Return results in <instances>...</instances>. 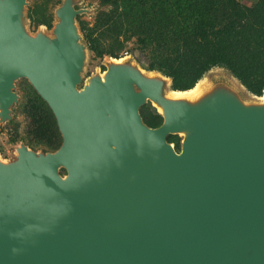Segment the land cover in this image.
<instances>
[{
  "label": "water",
  "instance_id": "1",
  "mask_svg": "<svg viewBox=\"0 0 264 264\" xmlns=\"http://www.w3.org/2000/svg\"><path fill=\"white\" fill-rule=\"evenodd\" d=\"M82 1L32 31L28 0H0V125L26 79L62 138L0 155V264H264V92L223 66L174 90L133 54L85 78Z\"/></svg>",
  "mask_w": 264,
  "mask_h": 264
},
{
  "label": "trees",
  "instance_id": "2",
  "mask_svg": "<svg viewBox=\"0 0 264 264\" xmlns=\"http://www.w3.org/2000/svg\"><path fill=\"white\" fill-rule=\"evenodd\" d=\"M148 1L152 12L143 15L150 17L149 21L145 25L142 21L133 31L139 36L143 50H147L146 60L137 58L147 69L171 77L173 89L184 91L193 88L211 68L223 66L251 93L263 94L264 0L254 5L240 0H142L133 7L126 0L122 8L127 14L132 13V18ZM101 2L115 4L114 0ZM164 12L166 17L161 16ZM82 29L86 30L85 24ZM85 36L96 58L115 54L113 48H101L93 30H88ZM40 100L46 105V117L52 126L48 144L58 149L62 138L56 119ZM143 118L151 127H158L163 121L157 111ZM169 140L179 148V137L170 136Z\"/></svg>",
  "mask_w": 264,
  "mask_h": 264
},
{
  "label": "rangeland",
  "instance_id": "3",
  "mask_svg": "<svg viewBox=\"0 0 264 264\" xmlns=\"http://www.w3.org/2000/svg\"><path fill=\"white\" fill-rule=\"evenodd\" d=\"M61 0H28V16L30 18L31 30L36 31L38 27L45 26L50 30L54 22V9ZM115 4H103L101 0H83L77 8H86L93 11L91 15L79 17L81 26L85 24L86 34L88 30H93L94 37L99 39L102 49L113 48L116 52L113 58H122L133 54L136 58L146 60L147 50H143L139 36L133 34L135 27L143 21L145 25L149 18L143 13L151 11L152 5L148 1L142 9L133 14L123 11V3L126 0H114ZM142 0H127L129 7L135 6ZM258 0H248L243 2L246 5H254ZM135 14V13H134ZM162 17H166L164 12ZM146 18V19H145ZM104 57H95L91 52L88 61L85 78L94 74L96 71L105 70ZM141 65L147 68L146 65ZM15 91L19 95L18 103L13 107L12 119L5 125H0V155L10 159L14 157L12 145L24 143L34 150L53 152L57 146H49L53 132L49 119L46 117V105L42 103L38 94L30 85L28 80L20 79L16 82ZM142 107L141 114L148 115L156 112L155 108L149 103ZM40 121V122H39Z\"/></svg>",
  "mask_w": 264,
  "mask_h": 264
},
{
  "label": "bare ground",
  "instance_id": "4",
  "mask_svg": "<svg viewBox=\"0 0 264 264\" xmlns=\"http://www.w3.org/2000/svg\"><path fill=\"white\" fill-rule=\"evenodd\" d=\"M199 86H200V84H198V86L195 89L189 91V93H192V92L196 91L199 88ZM177 94H180V93H177Z\"/></svg>",
  "mask_w": 264,
  "mask_h": 264
},
{
  "label": "built area",
  "instance_id": "5",
  "mask_svg": "<svg viewBox=\"0 0 264 264\" xmlns=\"http://www.w3.org/2000/svg\"><path fill=\"white\" fill-rule=\"evenodd\" d=\"M240 1H242V2H248V0H240Z\"/></svg>",
  "mask_w": 264,
  "mask_h": 264
}]
</instances>
